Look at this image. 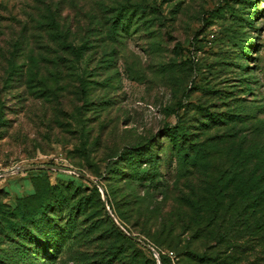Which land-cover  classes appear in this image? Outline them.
I'll return each mask as SVG.
<instances>
[{"label": "rangeland", "instance_id": "1", "mask_svg": "<svg viewBox=\"0 0 264 264\" xmlns=\"http://www.w3.org/2000/svg\"><path fill=\"white\" fill-rule=\"evenodd\" d=\"M254 144L264 0H0V264H36L57 195L81 209L53 264H264V240L234 226ZM153 167L162 190L135 177ZM27 199L34 231L17 233L8 211Z\"/></svg>", "mask_w": 264, "mask_h": 264}, {"label": "trees", "instance_id": "2", "mask_svg": "<svg viewBox=\"0 0 264 264\" xmlns=\"http://www.w3.org/2000/svg\"><path fill=\"white\" fill-rule=\"evenodd\" d=\"M209 116L212 121H216V118L212 116L211 114H206ZM178 132L179 136L182 137V139L179 140L178 136L175 134V132ZM171 137L173 141V145L175 148V151L178 154H180L182 151L184 152V158L187 160L188 158V148L187 144L189 145L190 154L189 157L193 158V163L196 164L199 159V154L194 147V145L189 144V137L190 135L186 132L183 128H178V130H171L167 134ZM247 140L244 139L242 141V146L240 147L241 150L243 149V146L245 145V142ZM232 148V147H231ZM234 148V147H233ZM192 154V155H191ZM246 159H247V168L244 172V177L242 178L243 183V190H239L243 193L242 199H241V210L239 212V215L237 216V220L240 224L237 222L234 224V226L239 225L241 227V231L243 237L245 236H253L254 239H261L264 240V148L259 147L257 144H254L252 147H250L246 152ZM179 156V155H178ZM150 162H145V165L147 166ZM156 164H159V162H156ZM140 175H142L143 181L151 182L154 190H162L163 183H166V179H163V182H158L157 179L161 177V173L157 167H153L150 169L149 172L145 173H136L135 177L140 178ZM96 193L99 195L98 189L94 188ZM39 198V197H38ZM37 198V200H38ZM57 200V206L60 205L59 212L56 213V218H50L48 219L47 211L48 209L43 210V215L46 216V220L42 224V235L41 236H34L36 238V244L31 247V253L32 258L35 259L33 263L36 264H53L56 261V254L61 250L63 244L68 238H75V222L76 218L75 213L81 209V206L79 204L73 205L70 202H68V199L65 200L62 203V200L59 199V195L55 198ZM35 199H27L20 203L17 210L8 211L12 215V217L9 219L15 220L17 222H13L11 224V229H13L15 232H27L31 230L30 234L32 233L34 225L32 224V215L33 210H30L31 204L34 203ZM52 203V202H51ZM56 207V206H55ZM53 208V207H52ZM69 210L66 214V225L62 227L60 225L61 221V215L64 213L63 210ZM3 212H0V217L3 216ZM238 214V213H237ZM3 221H1V224ZM40 223V222H39ZM3 226V224H2ZM120 234L127 240V242H130L131 244H138L134 241L133 238L130 236H127L124 232L120 231ZM33 236V234H32ZM43 243V244H42ZM172 248L177 249V247L173 244L171 246ZM42 250L46 252L45 256H42ZM158 254L160 256V262L161 264H173L170 257H168L166 254H164L161 250H157ZM173 253V251H172ZM174 254V253H173ZM176 254H178V257H189L194 261L204 263L205 257L201 254L194 252L193 250L183 249V250H176ZM38 256H41L39 259ZM39 261V262H38ZM153 264H158L157 260L153 258L151 260ZM128 264H141L137 260H132Z\"/></svg>", "mask_w": 264, "mask_h": 264}, {"label": "water", "instance_id": "3", "mask_svg": "<svg viewBox=\"0 0 264 264\" xmlns=\"http://www.w3.org/2000/svg\"><path fill=\"white\" fill-rule=\"evenodd\" d=\"M119 226V225H118ZM120 227V226H119ZM121 229H122V227H120ZM122 231H124L125 233H126V231L124 230V229H122ZM127 234V233H126ZM127 235H129V234H127ZM140 243H142V242H140ZM143 244V243H142ZM145 245V244H144ZM146 246V245H145ZM150 250H153V248H149ZM154 251V250H153ZM154 253L156 254V258L158 259V261H159V254H158V252L155 250L154 251ZM159 264H161V262L159 261Z\"/></svg>", "mask_w": 264, "mask_h": 264}]
</instances>
